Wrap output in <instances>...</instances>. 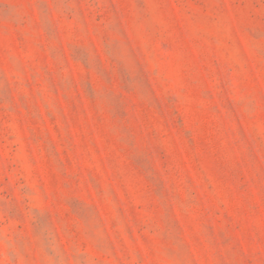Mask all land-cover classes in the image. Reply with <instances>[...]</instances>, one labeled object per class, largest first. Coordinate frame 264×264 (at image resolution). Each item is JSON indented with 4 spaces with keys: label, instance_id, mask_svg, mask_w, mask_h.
Listing matches in <instances>:
<instances>
[{
    "label": "rangeland",
    "instance_id": "obj_1",
    "mask_svg": "<svg viewBox=\"0 0 264 264\" xmlns=\"http://www.w3.org/2000/svg\"><path fill=\"white\" fill-rule=\"evenodd\" d=\"M0 264H264V0H0Z\"/></svg>",
    "mask_w": 264,
    "mask_h": 264
}]
</instances>
